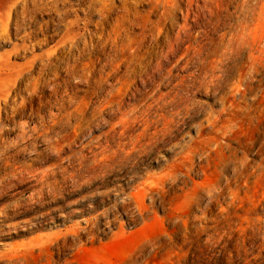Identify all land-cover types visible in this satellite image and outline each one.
Segmentation results:
<instances>
[{
    "label": "rangeland",
    "instance_id": "1",
    "mask_svg": "<svg viewBox=\"0 0 264 264\" xmlns=\"http://www.w3.org/2000/svg\"><path fill=\"white\" fill-rule=\"evenodd\" d=\"M0 264H264V0H0Z\"/></svg>",
    "mask_w": 264,
    "mask_h": 264
}]
</instances>
